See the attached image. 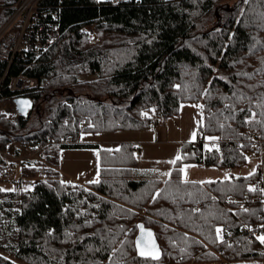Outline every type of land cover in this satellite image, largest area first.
<instances>
[{
	"label": "trees",
	"instance_id": "16d2710c",
	"mask_svg": "<svg viewBox=\"0 0 264 264\" xmlns=\"http://www.w3.org/2000/svg\"><path fill=\"white\" fill-rule=\"evenodd\" d=\"M21 2L0 0V29ZM37 16L59 26L60 44L27 70L0 62V110L5 99L34 102L28 118L14 122L0 111V166L12 144L42 157L18 170L20 181L38 178L32 191L0 188V264L264 263L259 239L229 247L216 232L224 239L260 222L264 191L249 187L264 180V159L253 175L225 181H183V159L165 181L137 180L132 144L78 143L86 133L140 132L183 104H200L199 136L216 137L220 149L194 143L185 157L202 166L245 165L255 134L264 142V0H41ZM90 25L92 43L83 32ZM22 72L37 86L14 93L11 80ZM65 149H99L98 182L64 183ZM139 225L154 235L159 259L138 254Z\"/></svg>",
	"mask_w": 264,
	"mask_h": 264
},
{
	"label": "rangeland",
	"instance_id": "374dc122",
	"mask_svg": "<svg viewBox=\"0 0 264 264\" xmlns=\"http://www.w3.org/2000/svg\"><path fill=\"white\" fill-rule=\"evenodd\" d=\"M233 1L235 0H232V3ZM161 122L159 126L140 131L144 136V143L138 142L135 146L140 159V166L135 173V179H158L162 181L169 179L170 176L164 175V173H171L174 164L169 163V161L174 160L177 155L183 159L182 180L201 184L251 176L257 171L259 163H261V157L254 153H249L246 164L238 168L202 166L185 157V148L197 143L200 137V128L203 124L200 104H183L178 115L161 119ZM133 136L136 138L139 136V132L120 131L103 134L93 141L99 143L101 148L110 150L117 149L121 143H128L134 138ZM208 137L212 136L204 137L205 149L209 151L219 150L218 139L210 140L207 139ZM89 140L83 138V141ZM12 148H14V152L9 153L7 151L4 154L6 164L0 166V185L6 190L16 188L14 181L18 180L17 173L23 162L26 160L35 161L41 156V150L22 149L18 144H14ZM60 161L61 180L64 183L88 185L98 182L100 175L99 150L65 149L61 152ZM262 264L264 263L262 262Z\"/></svg>",
	"mask_w": 264,
	"mask_h": 264
},
{
	"label": "built area",
	"instance_id": "2783aa9c",
	"mask_svg": "<svg viewBox=\"0 0 264 264\" xmlns=\"http://www.w3.org/2000/svg\"><path fill=\"white\" fill-rule=\"evenodd\" d=\"M41 0H22L19 5L13 7L14 14L10 20L0 29V62L7 64L8 68L15 63H20L27 70L40 63L44 54L60 44L62 33L57 24L49 25L37 19L38 4ZM134 0H98V2H111L112 4H123ZM36 16V19H35ZM83 32L87 34L91 42L97 40L95 25L86 26ZM25 72V71H23ZM12 78L10 90L22 92L37 86L35 79L27 77L24 73ZM8 73L5 72V76ZM1 113L7 119L14 122L20 116L14 99H5L1 104ZM161 119H156L153 124L159 126ZM204 138L199 137L197 147L204 145ZM63 144H72L71 139L63 141ZM31 150V149H30ZM264 159V142L259 134H255L252 152ZM255 190L264 191V180L253 185ZM249 192L243 193L241 207H248ZM236 201L235 199H231ZM264 204V202H263ZM264 237V213L260 215V222L251 227H242L238 230L229 231L223 242L229 247L242 238L258 239ZM262 264V263H256Z\"/></svg>",
	"mask_w": 264,
	"mask_h": 264
},
{
	"label": "crops",
	"instance_id": "0c3cea01",
	"mask_svg": "<svg viewBox=\"0 0 264 264\" xmlns=\"http://www.w3.org/2000/svg\"><path fill=\"white\" fill-rule=\"evenodd\" d=\"M136 133H138V132H136ZM111 134V133H110ZM101 135H103V134H98V133H86V134H83L82 136H81V139L79 140V144H82V145H98V146H100L99 145V143H97L96 141H93V139H95V138H100L101 137ZM134 138H132V140L131 141H129L128 143L129 144H132L134 147L137 145V143L138 142H140V143H144V141H143V138H144V136H142V134H141V132H139V136H136V138H135V136H133ZM83 138L84 139H90V138H92L91 140H89V141H83ZM121 144H124V143H121ZM14 144H12V145H10L9 147H8V149H7V151H9V153H12V152H14V148H12V146H13ZM73 150V149H72ZM75 150H79V151H90V150H99V149H75ZM110 150H115V149H110ZM11 157H12V155H11ZM10 157V158H11ZM13 158V157H12ZM41 156H40V158H38L37 160H41ZM36 160V161H37ZM139 168V167H138ZM137 171V170H136ZM137 173V172H136ZM18 174V173H17ZM135 175V174H134ZM40 178L42 177V178H44L45 176L44 175H40L39 176ZM137 180H142V179H137ZM14 183L16 184L15 186H16V188L15 189H12V190H6V189H4L3 188V186L2 185H0V188H2L3 190H5V191H12V192H16V191H32L34 188H35V186L39 183V180H38V178H36V180L34 179V180H32V179H26V180H23V181H20V179H19V176H18V180H15L14 181Z\"/></svg>",
	"mask_w": 264,
	"mask_h": 264
},
{
	"label": "snow or ice",
	"instance_id": "6c2138e0",
	"mask_svg": "<svg viewBox=\"0 0 264 264\" xmlns=\"http://www.w3.org/2000/svg\"><path fill=\"white\" fill-rule=\"evenodd\" d=\"M145 115H147V114L145 113ZM193 136H195V133H193ZM207 139L212 140V139H217V138L208 137ZM180 159H181V156L177 155L175 157V159L172 161H169V163L175 164L176 161H178ZM185 167H187V166H185ZM153 171H155V170H153ZM181 171H183V169H181ZM164 175L170 176L171 173H164ZM185 182H187V181H185ZM254 190H255L254 188L249 187V191H254ZM157 195H159V194H157ZM138 227L141 229V232H142L141 238L136 241V246H137V249L139 250V255L150 256L152 259H159V256L154 254V252H156L157 249H156V245H155L154 241L151 239L152 233L150 231L147 232L146 235L148 237V240H145V238H144L145 232H144L143 225H139ZM216 232H217V236L222 240V237L220 236L222 229L217 228ZM258 239L260 240L261 243H264V237H258Z\"/></svg>",
	"mask_w": 264,
	"mask_h": 264
},
{
	"label": "water",
	"instance_id": "95a60500",
	"mask_svg": "<svg viewBox=\"0 0 264 264\" xmlns=\"http://www.w3.org/2000/svg\"><path fill=\"white\" fill-rule=\"evenodd\" d=\"M14 103L16 104V109H17L19 115L21 117H23V118H28L29 114L34 110V102L31 99H29V98L16 97V98H14ZM144 232H145L144 238H145V240H148V237H147L146 233L149 232V231L144 230ZM141 236H142V232L140 231V234L136 238V241L138 239H140ZM151 239L154 241V243L156 245V249H157V251L154 252V254L159 256L160 255V249H159L158 243H157V241H156V239H155L153 234H152V238ZM138 254H139V250H138ZM142 257L150 258V256H142Z\"/></svg>",
	"mask_w": 264,
	"mask_h": 264
}]
</instances>
